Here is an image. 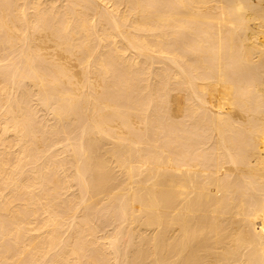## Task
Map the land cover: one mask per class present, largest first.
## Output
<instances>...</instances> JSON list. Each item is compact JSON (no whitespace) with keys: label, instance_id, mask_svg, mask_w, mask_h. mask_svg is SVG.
<instances>
[{"label":"bare ground","instance_id":"6f19581e","mask_svg":"<svg viewBox=\"0 0 264 264\" xmlns=\"http://www.w3.org/2000/svg\"><path fill=\"white\" fill-rule=\"evenodd\" d=\"M0 264H264V0H0Z\"/></svg>","mask_w":264,"mask_h":264}]
</instances>
